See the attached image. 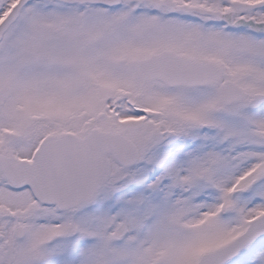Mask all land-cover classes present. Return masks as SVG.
Masks as SVG:
<instances>
[{"label": "snow or ice", "instance_id": "obj_1", "mask_svg": "<svg viewBox=\"0 0 264 264\" xmlns=\"http://www.w3.org/2000/svg\"><path fill=\"white\" fill-rule=\"evenodd\" d=\"M0 264H264V0H0Z\"/></svg>", "mask_w": 264, "mask_h": 264}]
</instances>
